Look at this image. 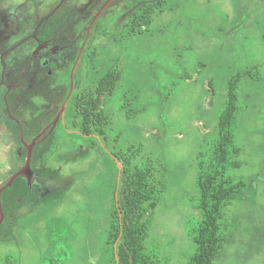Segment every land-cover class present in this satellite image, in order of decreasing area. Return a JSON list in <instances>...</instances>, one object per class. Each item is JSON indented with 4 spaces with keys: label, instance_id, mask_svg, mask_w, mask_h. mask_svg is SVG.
Returning <instances> with one entry per match:
<instances>
[{
    "label": "rangeland",
    "instance_id": "obj_1",
    "mask_svg": "<svg viewBox=\"0 0 264 264\" xmlns=\"http://www.w3.org/2000/svg\"><path fill=\"white\" fill-rule=\"evenodd\" d=\"M33 1L41 15L62 2ZM154 1L67 0L76 14L83 7L80 25L88 35L76 63L51 78L62 90L54 106L63 114L52 123L56 141L42 162L73 185L11 221L0 199V263L115 264L108 239L122 201L117 156L133 154L134 166L153 164L167 186L147 215V252L187 264L196 250L189 231L201 220L198 155L215 139L236 87L238 153L228 177L248 187L223 211L225 243L214 264H264V0H166L151 25L141 29L136 21L131 28L132 15ZM108 72L119 81L103 109L106 140H89L76 132L82 118L74 105ZM4 146L0 137V190L16 169V149Z\"/></svg>",
    "mask_w": 264,
    "mask_h": 264
},
{
    "label": "trees",
    "instance_id": "obj_2",
    "mask_svg": "<svg viewBox=\"0 0 264 264\" xmlns=\"http://www.w3.org/2000/svg\"><path fill=\"white\" fill-rule=\"evenodd\" d=\"M165 1L155 0L152 4L140 8L137 15H132L131 28H134L133 22L136 24V21L141 29L151 25L155 14L164 13ZM242 75L246 76V74ZM242 75L239 74L238 77L241 78ZM239 80H233L232 84L238 83ZM118 81L116 76H107L102 86L100 85L92 95L94 103L87 106L88 112L76 111V115L82 118L75 122L78 126V134L89 140L97 138L106 140L109 122L103 109L107 100L113 96V82ZM43 90L41 92L46 98L53 97V103L57 100L53 93L59 92V89ZM34 92L33 89H26L19 93L22 107L24 111L26 109L29 111L28 115L18 114L17 109L21 106L15 98L17 91H12L8 97L10 113L20 122L17 123L9 115L6 117L8 123L6 132L11 138L8 145L16 149V169L12 171V175L24 167L28 145L34 144V148L31 176H19L1 193L2 209L7 221L16 220V217L18 219L19 213L26 206L31 205V209H36L39 205L58 200L73 185L72 181L60 173L51 172L42 162L47 156V151L56 141L52 131V119L56 112L49 111L47 105L34 106L31 102ZM3 106L6 104L3 103ZM55 110H58L57 106ZM238 110L236 87H230L225 109L219 117L216 137L212 142L204 144L198 155L197 185L200 197L197 209L201 212V220L194 228L190 227L189 234L193 238L196 250L187 264H214L225 243V237L221 232L223 211L248 187L247 183H234L228 177V171L237 164L234 159L238 149L234 141ZM134 157L133 154L117 156L118 161L122 163L120 170L123 185L122 201L119 209L113 214L108 244L115 250V264H168L167 261L148 254L146 247L149 237V218L166 192V182L163 177L160 178L159 170L153 164L134 166ZM54 189L57 190V194L51 197L50 193ZM150 211L152 213L147 217Z\"/></svg>",
    "mask_w": 264,
    "mask_h": 264
},
{
    "label": "flooded vegetation",
    "instance_id": "obj_3",
    "mask_svg": "<svg viewBox=\"0 0 264 264\" xmlns=\"http://www.w3.org/2000/svg\"><path fill=\"white\" fill-rule=\"evenodd\" d=\"M61 3L57 4L49 13L41 15L37 11V2L33 0H0V137L5 146L9 147L6 140L10 138L6 132L8 129L7 115L20 123L9 110L8 97L12 91H17L15 98L21 106L17 109L18 114L26 113L19 95L26 89L35 90L31 102L34 99L41 101L40 104L32 102L34 106L47 105L49 111L56 112L52 119L53 122L57 120V114L59 115L61 112V109L55 110V104L52 102L53 97L48 99L41 91H44L45 88H51L53 91L59 89V92H55L53 95L55 98L62 96V90L60 91L57 86L53 87L51 79L48 77L52 78L58 70L76 63L80 42H84L88 35V27L82 29L80 25L82 23L80 19L84 15L79 16V13L84 14L83 7H77L79 13L76 14V5L66 6L67 0L62 5ZM51 13L53 15L45 20L35 33L41 19ZM87 18L86 16V20ZM94 27L93 25L92 28L94 29ZM110 74L114 73L108 72L107 75H104L97 83L94 92L100 85L102 86L104 79ZM41 86L43 87L41 88ZM92 95L94 93L82 95L76 99L75 113L77 110L88 112L87 106L94 103ZM88 96L93 98L90 104L86 103ZM78 100L81 101L78 102ZM3 103L6 106H3ZM77 106L81 108L77 109ZM61 113L63 114V112ZM76 132L79 133L78 130ZM29 147H32L33 151L34 144L28 145Z\"/></svg>",
    "mask_w": 264,
    "mask_h": 264
},
{
    "label": "water",
    "instance_id": "obj_4",
    "mask_svg": "<svg viewBox=\"0 0 264 264\" xmlns=\"http://www.w3.org/2000/svg\"><path fill=\"white\" fill-rule=\"evenodd\" d=\"M64 1H65V0H62V3H63ZM62 3H61V5H62ZM61 5H60V6H61ZM53 13H54V12H53ZM53 13H51L50 15H47V16H45L44 18L41 19V21L39 22L38 26H37L36 29H35V33L39 30V28L41 27V25L43 24V22H44L45 20H47L48 18H50V17L53 15ZM31 161H32V147H29V148H28V155H27V160H26L25 166H24L20 171H18L15 175L12 176V178L10 179V181L8 182V184L5 185V186L0 190V195H1V192H2L5 188L9 187V186L13 183V181H14L16 178H18V177L21 176V175H26V176H29V175H30V173H31Z\"/></svg>",
    "mask_w": 264,
    "mask_h": 264
}]
</instances>
